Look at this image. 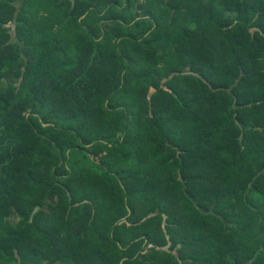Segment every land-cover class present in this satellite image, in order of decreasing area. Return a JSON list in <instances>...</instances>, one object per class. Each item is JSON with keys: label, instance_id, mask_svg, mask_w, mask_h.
<instances>
[{"label": "trees", "instance_id": "16d2710c", "mask_svg": "<svg viewBox=\"0 0 264 264\" xmlns=\"http://www.w3.org/2000/svg\"><path fill=\"white\" fill-rule=\"evenodd\" d=\"M0 264H264V0H0Z\"/></svg>", "mask_w": 264, "mask_h": 264}]
</instances>
